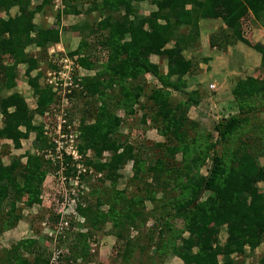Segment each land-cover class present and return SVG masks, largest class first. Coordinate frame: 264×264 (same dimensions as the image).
<instances>
[{
    "label": "trees",
    "instance_id": "trees-1",
    "mask_svg": "<svg viewBox=\"0 0 264 264\" xmlns=\"http://www.w3.org/2000/svg\"><path fill=\"white\" fill-rule=\"evenodd\" d=\"M62 1L64 8L59 12L54 10V0H40L34 6L32 0H0V235L13 227L15 204L22 202L29 208L40 203L42 184L51 163L45 161L42 154L26 151L11 155V152L20 150L30 133L34 134L33 148L36 150H44V153L55 149L53 141L45 134L43 122L33 124L34 117H42L56 98L42 81L44 73L38 70L42 63L47 69L52 67L48 56L51 49L60 54L55 47L60 43V33L70 30L63 28L60 32L61 18L86 13L94 15L92 20L82 19V24L72 26L71 30L77 33L86 30L89 35H83L77 49L69 55L78 56L77 63L83 69L97 70L92 79L82 78V89L74 94L75 108L81 115V142L78 138L77 147L80 153L92 152L86 164L101 173L103 183L110 182L111 186L119 177L118 171L132 161V181L139 184V189L132 196H126L122 191L110 194L105 186L103 190L93 187L94 204L82 207L76 203L77 211L89 226L88 232L86 235L79 233L69 242L70 255L62 254L57 264H70L80 259L83 264L91 262L93 255L88 237L95 232L99 235L106 224L111 226L109 234L123 244L122 262H129L135 249L142 251L154 247L148 264H155L156 255H163L161 249L154 246L158 239L165 245L171 243V254L182 264H245L248 257L257 264H264V253L254 255L255 250L264 245V164L260 160L264 158V135L262 139L261 134L247 132L238 139L228 166L222 155L211 151L212 165L204 176L199 173L204 158L190 154L192 146L186 141V112L197 105L198 92L187 95L185 100L172 97L173 92L186 88L185 77L193 75L192 62L184 53L200 48L199 22L220 20L222 28L209 37L210 47L220 48L224 42H244L261 55L260 74L236 82L232 96L239 114L215 125L218 138L216 144L208 148L212 150L228 143L232 132L247 124V113L253 110L249 101L258 98L264 106V46L251 44L243 37L241 21L252 16L264 28V0ZM145 1L155 8L148 16L139 14L138 10V5ZM84 6L87 8L82 10ZM14 9L16 12L12 14ZM49 12L55 16L56 27L35 23L37 15L43 19L51 15ZM126 36L128 41L124 40ZM30 47L37 50L36 55L27 52ZM152 55L165 61V72L150 61ZM20 65L26 67L24 73L35 98L33 109L15 90ZM34 71L38 72L32 76ZM148 75L153 82L149 83ZM142 98L145 104L140 102ZM107 101H113V109L120 108L127 115L134 114L136 105L142 110L148 107L141 122L146 124L148 118L150 127L164 138L157 147L164 151L165 157L157 158L144 170L139 151L120 139L121 119L114 115ZM79 103L81 108H77ZM69 116H73L72 112ZM104 152H109L111 157L101 162ZM178 152L183 157V171H179L175 180L167 175L159 183L153 177L156 171H162L158 166L163 165L167 171L174 168L171 158ZM64 161L66 167L72 166L69 157L65 156ZM70 171L68 168L67 174ZM149 173L154 181L152 184L145 183L146 176L143 177ZM181 177L186 180L182 181ZM207 193L208 197L201 201ZM145 201L162 207L159 217L145 236L138 234L132 238L130 230L139 232L146 224ZM101 205H107L108 209L99 211ZM161 220L166 221L165 227L160 224ZM175 220L182 222L188 236H182L183 229L177 232L175 242H165L169 223ZM72 223L69 222V230ZM222 227L227 235L223 244L218 239ZM142 238L147 239V245L141 244ZM58 241L61 245L66 243L60 238ZM50 252L39 240L24 239L9 251L1 252L0 264H50Z\"/></svg>",
    "mask_w": 264,
    "mask_h": 264
},
{
    "label": "rangeland",
    "instance_id": "rangeland-1",
    "mask_svg": "<svg viewBox=\"0 0 264 264\" xmlns=\"http://www.w3.org/2000/svg\"><path fill=\"white\" fill-rule=\"evenodd\" d=\"M40 0H32L31 5L34 6L38 4ZM87 6H84L82 10H85ZM15 10V9H14ZM139 14H143L148 16L149 13L152 10H155L154 5H151L148 1L142 2L138 5ZM51 13V12H49ZM85 21H90L91 17H94L92 14L82 13ZM122 16L124 15V11L122 10L120 13ZM76 17L73 15H70L69 21L67 19L63 21L66 26L63 25L64 29L69 30L71 27L70 25L73 24V22L76 20ZM81 17L77 18L79 21ZM81 20V19H80ZM35 23H47L49 26L56 27V19L53 13L51 15H48L42 19L41 15H37L35 17ZM61 20L59 23V26L61 24ZM242 32H244V35L250 34V31L252 28L255 29L257 27L256 23H258V20H256L252 16H248L244 19H242ZM91 23V22H89ZM255 23L256 25H253ZM253 25V27L249 26ZM247 28V32L245 31ZM58 28V27H57ZM258 30V28H257ZM70 31V30H69ZM255 32V31H254ZM66 34V32H65ZM65 34L63 35V40L67 39V37L72 38L71 33L65 37ZM79 42L81 41V38L83 35L88 36L89 33H78ZM264 35V32L263 34ZM74 39V38H72ZM264 37L262 38L261 42L264 43ZM125 41H128V36L125 37ZM257 41V40H256ZM77 42V41H76ZM79 44V43H78ZM255 44V42H253ZM77 46V45H76ZM73 48V47H72ZM77 48V47H76ZM71 52L73 50L67 49L66 52ZM33 54V53H31ZM186 57H188L189 60H191L193 69L192 73L193 75H187L185 77L186 80V88L182 91H175L172 93V97L175 100H185L186 96L189 94H192L194 91L198 92L199 98L197 105L189 107V109L186 112V132L188 134V137H186L187 143H189L192 146V149H190V154H197L201 158H204V163L200 166L199 173L206 176L208 175V170L211 167L212 163L210 160L211 151L215 150L219 155H222L224 158L225 166H228L231 162V154L232 150L236 144V142H239L240 138L242 136L249 132V133H257L255 135H260V137L263 139L264 135V106L260 102L258 98H252L249 101V104L253 107V110L248 111L247 117L248 122L243 127L239 128L236 131H233L231 134L230 139L228 140V143L221 144L219 146H215L214 149L210 150L208 148V145L216 144V140L218 138V133L214 129L215 125L222 120H226L230 116L238 115L239 109L238 106L231 102L230 106H224L221 103V98L219 97V92H211L207 89L206 86H201L198 83H202V69L199 68V64H206L204 59L202 60V57H198L197 55H191L189 56V53L186 54ZM152 62H156L158 65H165L164 60H160L156 56L150 57ZM44 67V66H43ZM47 67H44L43 70L41 69L43 73L46 71ZM197 69V70H196ZM94 70H86L84 78L92 79L95 75ZM242 72V73H241ZM241 75L239 76V80H245L249 77V74L251 77H255L260 74V69H252L249 72L246 71H240ZM196 75V76H195ZM149 76V75H148ZM197 78L198 82H196ZM152 79V77H149ZM191 79V80H190ZM204 81L203 83H205ZM233 83V82H232ZM264 84V80H263ZM219 91V90H218ZM229 93V92H228ZM219 94V95H218ZM230 94H226L225 97H229ZM33 97L26 96V99L28 100V104L31 105L33 103L32 100ZM234 101V99L232 100ZM142 104H145L144 99L142 98L140 100ZM101 101H98L97 105H100ZM107 104H109V107L111 108V111L114 113V115L121 119L120 127L118 128V134L120 136V139L122 141L126 140L127 143L133 148L137 149L139 151L140 155V161L142 162L143 169L146 170L148 165H153V161L157 158L163 159L164 151H162L161 148L157 147V144L163 143L165 140L164 138L154 129L153 127H150L149 122L150 120L147 118L146 124H143L141 122L142 115L144 111L148 110L147 108L140 109L139 105H136L134 107V114L127 115L125 114L124 110L122 109H113V101H107ZM215 105V106H214ZM77 105L73 104L72 107V118L74 120H78V124L75 127L79 143L80 140V124L81 115L76 111ZM77 108H81V104L79 103V106ZM78 110V109H77ZM250 110V109H249ZM145 111V112H146ZM39 119V118H38ZM256 127V128H255ZM260 129L263 130V132H260ZM260 132V133H259ZM32 137V136H31ZM239 139V140H238ZM30 141V139H29ZM31 142V141H30ZM24 142L22 148L18 151L13 150L11 152V155H18L21 153H24L26 151H29L30 153L34 154H42L43 151H38L35 148H33L34 142ZM194 146H193V145ZM12 149V148H11ZM51 150V149H50ZM79 150V149H78ZM83 155V161L81 164L83 165V168L86 169L85 173H77V168L75 165H70L66 167L65 171L61 170V166L57 162L46 160L43 157L45 161H48L51 163V168L46 174V177L44 178L43 184H42V190L40 193V203L34 204L32 207H25L22 202H19L15 204L12 217L14 219L13 227L10 228V230L4 231L0 235V256L2 255V251L10 250L15 244H17L20 240L24 239H36L39 240L43 246L49 250L51 253L50 255V264H57L58 260H60V256L69 254L68 253V246L69 242H72L79 233L86 235L88 232L89 226H86V223L84 222V218L79 214V212L76 209V203H80L82 207H85L89 204L95 203V197H93L91 194L93 187L94 189H100L103 190L104 186L106 191L109 189L110 194H114L115 191H122L126 194V196H132L134 193L138 192L137 189H139L138 185L135 184L132 181V178L134 177V169H133V163L127 162L123 168H121L118 171L119 177L116 180V183H113V185H110V182L103 183L102 174L96 172L92 166H89L86 164V161L91 159L92 152L90 150H86L85 152L81 153ZM101 162L108 161L111 157L109 152H104L102 154ZM182 154L180 152L176 153V155L171 158L173 160L174 168L171 167L169 171L166 170V168L161 165L158 167H161V173L158 171L155 172L153 177L156 180H159V183L163 181L167 177V175H170L172 179H176L179 175V171H183L181 168V164H184L182 159ZM262 164H264V158L260 159ZM9 161V160H8ZM8 161H5L6 163ZM4 162V159H3ZM22 162H25V159H22ZM179 165V166H178ZM68 168L71 169L70 173L67 174ZM191 172L193 170H190ZM195 172V171H193ZM158 173V174H156ZM164 173L163 175H161ZM153 174V173H152ZM155 175H158L160 177H157ZM145 183L152 184L154 181L151 180L150 173L148 175H143L145 177ZM182 181H185L183 177H181ZM180 180V179H179ZM158 183V184H159ZM186 187L188 183H185ZM174 186V185H172ZM261 186V185H260ZM152 187V186H151ZM209 193L203 194L202 200L204 201L208 197ZM160 198V195H158ZM162 207L154 206L148 201H145V218H146V224L142 229L138 232L137 230H130V235L132 238L138 236H145L149 232V228L151 226H154L156 224V220L159 217L160 209ZM8 209V207H7ZM108 209L107 205H101V207L98 209L101 212H105ZM6 212V209L4 210ZM69 222L72 223V227L69 230ZM164 220H161V225L165 227ZM78 224V225H77ZM170 228L168 232H165V242H175V237L177 232H181L183 229H185L182 225V222L180 220H175L169 223ZM111 229L110 224H106V226L101 230V233L98 235V232L92 234V236L88 237L87 243L90 245V253L93 255L91 257V262L88 264H148L151 261L149 260L150 256L155 252L154 247H151L149 249H144L140 251L139 249H135L133 252V258L129 260V262H122L120 259L121 251L123 250V244L121 242L116 241V238L111 236L109 234V231ZM142 233V234H141ZM178 233V234H179ZM182 236L187 237V231L186 229L182 231ZM226 230L225 227H222L218 239L219 243L223 244L226 239ZM61 239L62 242H66L65 244L61 245V243L58 241V239ZM144 241L141 244L147 245V239L144 240V238L141 239ZM154 246L157 247V249H161L160 253H163L162 256L160 254H157L155 257V264H182L180 259L176 257L175 255L171 254V246L165 245L161 242H158V239H155ZM179 244V242L177 243ZM176 244V245H177ZM152 245V243H151ZM117 253V254H116ZM264 253V245L259 246L255 250V256H260V254ZM70 255V254H69ZM55 258V261L51 260ZM66 263V262H65ZM64 263V264H65ZM73 264H83V260H76L72 261ZM70 262V264H72ZM69 264V263H67ZM245 264H257L253 258H247L245 259Z\"/></svg>",
    "mask_w": 264,
    "mask_h": 264
},
{
    "label": "crops",
    "instance_id": "crops-1",
    "mask_svg": "<svg viewBox=\"0 0 264 264\" xmlns=\"http://www.w3.org/2000/svg\"><path fill=\"white\" fill-rule=\"evenodd\" d=\"M16 12V10H12L11 13L14 14ZM5 16V15H4ZM79 21L77 20V18H79ZM79 17H72V18H76V20L73 22L72 25H70L69 27L72 26H78L80 24H82V18L83 15L79 16ZM88 17V16H85ZM67 19V21L71 20L70 16L68 17H62L61 18V24H60V32L63 29V25L66 26V24L63 23V21H65ZM92 20V17L90 18V21ZM257 24V25H256ZM253 23V25H256L257 27L252 28L253 25L249 26V31H250V27L252 28L250 31V34L244 35L243 32V37L251 44H253V42H255V44H261L264 46V43L261 42L262 38L264 37L263 32H264V28L262 27V25L260 24V22L258 21V23ZM52 27V26H51ZM220 28H222V22L220 20H216V19H208V20H201L199 22V44H200V48L198 50H192V52H185L186 54L189 53V56L191 55H197L198 57H202V60L206 59V64H199V68H203L202 73H203V77L202 80L203 82L206 81L205 83H198L202 87V86H206L205 89L209 90V86L212 84H215L216 88H217V92H219V97L221 98V103L224 106H227L231 104V102H233V96H232V90L236 84V82L239 80V76L241 75L239 74L240 71H246V72H250L251 68L252 69H257L260 67V63H261V55L255 51L252 47H250L249 45L245 44L242 41H237L235 43H227L224 42V44L222 46H220V48L218 47H210L209 43V37L216 33ZM246 28V27H245ZM258 28V30H257ZM73 28H70V30ZM86 31V30H85ZM84 31V32H85ZM247 32V28L245 30ZM255 31V32H254ZM71 33L72 38L67 37L69 34ZM65 33L62 32L60 33V43L57 44L55 47L58 50H63L66 52V50L71 49L73 51H75L78 47V37L79 34L77 32L74 31H69L66 32L65 37H67V39L63 40V35ZM87 39V37H86ZM257 40V41H256ZM264 40V39H263ZM77 41V42H76ZM88 43H90L91 41L88 39L86 40ZM77 45V46H76ZM73 47V48H72ZM71 51V52H73ZM27 52H31L33 53V55H36L37 50H34L33 48H28ZM66 53H70L69 51ZM186 57V55H185ZM186 59H188V57H186ZM151 61V59H150ZM152 62V61H151ZM154 64H157L155 61L152 62ZM44 64H40V70H43ZM162 70L165 72L166 71V67L165 65H161ZM25 69L26 67L24 65H20L18 67V78L16 80V92H18L19 94H21L26 103L28 104V100L26 99V96H31L33 97V103L31 105L28 104L30 109H33L36 105H35V98L33 96V91L31 89V87L28 85V79L25 76ZM38 70V71H40ZM97 70V69H96ZM38 71H34L32 72V76L36 75ZM242 73V72H241ZM196 76V75H195ZM250 76V74H249ZM149 77L152 76H148L147 79H149V83L153 82L154 79H150ZM196 79L195 81L198 82L197 78H193ZM191 80V79H190ZM157 82V81H156ZM233 82V83H232ZM219 90V91H218ZM229 92V93H228ZM226 94H230L229 97H225ZM215 106V105H214ZM39 118V119H38ZM40 123V117H34L33 120V124H37ZM32 136V137H31ZM30 139V141H29ZM24 142H34V134L30 133L29 137L27 139H25V141L22 142V146L24 144Z\"/></svg>",
    "mask_w": 264,
    "mask_h": 264
},
{
    "label": "built area",
    "instance_id": "built-area-1",
    "mask_svg": "<svg viewBox=\"0 0 264 264\" xmlns=\"http://www.w3.org/2000/svg\"><path fill=\"white\" fill-rule=\"evenodd\" d=\"M63 1L54 0V10L62 12ZM77 17V16H76ZM56 54L54 49L48 53L50 65L44 72L42 81L55 94V101L50 105L40 121L43 122L45 134L53 141L55 149L48 150L43 153L46 160L57 162L61 166V170L65 171L67 164L64 157H69L72 165L77 168V173H85L81 162L83 155L78 150V133L75 127L78 120H74L69 113L72 112L75 103V93L82 89V78L85 76V69L78 63V56H72L63 50ZM264 80V73L262 75ZM211 92H216L215 84L209 86ZM10 143V142H9ZM11 144V143H10ZM55 261V258L51 260Z\"/></svg>",
    "mask_w": 264,
    "mask_h": 264
}]
</instances>
